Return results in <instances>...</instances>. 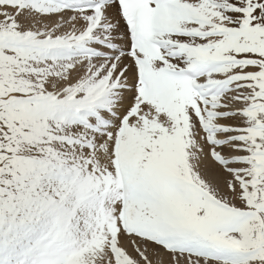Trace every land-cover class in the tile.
I'll use <instances>...</instances> for the list:
<instances>
[{"label": "snow or ice", "instance_id": "obj_1", "mask_svg": "<svg viewBox=\"0 0 264 264\" xmlns=\"http://www.w3.org/2000/svg\"><path fill=\"white\" fill-rule=\"evenodd\" d=\"M0 264H264V0H0Z\"/></svg>", "mask_w": 264, "mask_h": 264}]
</instances>
